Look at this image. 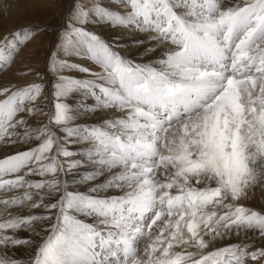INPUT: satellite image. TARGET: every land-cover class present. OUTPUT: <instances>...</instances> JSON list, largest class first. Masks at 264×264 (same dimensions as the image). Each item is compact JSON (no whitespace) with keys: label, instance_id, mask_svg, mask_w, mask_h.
Returning a JSON list of instances; mask_svg holds the SVG:
<instances>
[{"label":"snow or ice","instance_id":"6c2138e0","mask_svg":"<svg viewBox=\"0 0 264 264\" xmlns=\"http://www.w3.org/2000/svg\"><path fill=\"white\" fill-rule=\"evenodd\" d=\"M63 27L46 61L47 123H29L42 84L0 87V146L38 142L0 155V264L264 258L213 247L264 238V208L247 206L264 198V0H68ZM39 28L0 36V74ZM134 49L161 54L140 62Z\"/></svg>","mask_w":264,"mask_h":264},{"label":"rangeland","instance_id":"374dc122","mask_svg":"<svg viewBox=\"0 0 264 264\" xmlns=\"http://www.w3.org/2000/svg\"><path fill=\"white\" fill-rule=\"evenodd\" d=\"M67 1L68 0H0V36L14 29H21L26 26H32L35 29L36 26H40V28L35 31V38L25 50L23 58H18L17 63L10 70L0 74V87L23 86L33 81L42 84L44 93L37 101V112L29 120V123L33 125L47 123V117L42 114L40 109H43L44 112L48 111V101L45 99V96L50 92V81H52L54 77L50 72L46 71V61L50 50L57 42L58 38L56 33L64 31L63 26L66 23ZM49 25L51 27H46ZM87 27L105 40L110 41L115 37V29L110 27H97L94 24H89ZM127 38L131 39V37L128 36ZM138 51L140 50L134 49L127 54L140 62H147L152 60L153 56L158 57L161 54V51L158 50L152 55H144L141 57L136 54ZM132 52H134V55ZM35 73L46 76V79H39L35 76ZM83 122L82 120L76 121L77 124ZM36 143L38 142L33 140L28 146L31 147ZM36 178L40 179V177ZM70 186L72 189H76V184L72 181H70ZM255 191L257 192L259 200L256 202L250 199L247 201V206L259 211L264 208V198L261 197V190ZM36 211H43V209ZM247 237H250L251 240L246 238L243 233L239 236L232 235L231 237H225L223 240H227L226 245H229L228 243L249 244L251 245L248 249L249 252H255L257 249H264V238L259 237L258 234H254L253 232H248ZM221 240L222 239L219 241ZM245 264H264V258L255 261L248 258Z\"/></svg>","mask_w":264,"mask_h":264},{"label":"bare ground","instance_id":"6f19581e","mask_svg":"<svg viewBox=\"0 0 264 264\" xmlns=\"http://www.w3.org/2000/svg\"><path fill=\"white\" fill-rule=\"evenodd\" d=\"M67 4H68V1H67V3H66V8H67ZM115 37L116 36H120L121 37V39L122 40H128L129 38H127V35L125 34V31L123 30V29H115ZM129 37V36H128ZM132 54L134 55V52H132ZM137 54V53H136ZM135 54V55H136ZM29 145V144H28ZM28 145H18L17 147H12V148H9V147H4V146H0V155H3L5 152H8V153H10V152H14V151H16L17 150V148H20V149H23V148H27V147H29ZM33 179H37L36 177H33ZM69 183H70V181H69ZM76 188H77V185H76ZM81 190H83V189H81ZM254 201H258L259 199H258V195H257V192L255 191V194H254V196H253V198H252ZM252 200V201H253ZM253 203V202H252ZM24 211L25 212H27V209H24ZM34 211H36V210H34ZM18 235L19 236H22V237H28L29 235H31V234H29V233H27V232H23V231H21V232H19L18 233ZM254 236V235H253ZM244 237V236H243ZM229 239V238H228ZM231 239V238H230ZM233 239V238H232ZM235 239V238H234ZM238 239V238H237ZM250 240H251V238H250ZM227 240L225 239V240H221V241H219V240H217V241H214L213 242V247H223V246H225L226 244H227V242H226ZM230 241V240H229ZM233 243V242H232ZM228 244H230V243H228ZM20 252H24L25 251V249L23 248V246H21V248H20V250H19ZM27 251H31V249H27ZM16 258H20V256H17ZM25 259L27 258L26 256L24 257Z\"/></svg>","mask_w":264,"mask_h":264}]
</instances>
